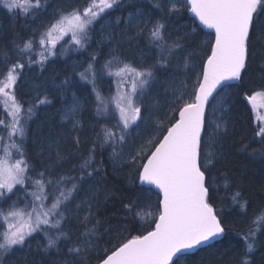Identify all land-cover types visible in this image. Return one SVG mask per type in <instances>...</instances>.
<instances>
[{
  "label": "snow or ice",
  "instance_id": "snow-or-ice-1",
  "mask_svg": "<svg viewBox=\"0 0 264 264\" xmlns=\"http://www.w3.org/2000/svg\"><path fill=\"white\" fill-rule=\"evenodd\" d=\"M150 2L161 13V18L148 29V43L157 50L159 58L148 64L143 52L133 60L126 59L121 52L125 44L131 48L134 42H138L143 24L137 21L152 13V8L142 5L138 6L139 15L129 14L127 26L120 30L118 36L114 32L108 33V38L116 47L110 50L111 59L101 65L99 73L94 66L95 54H92L85 71L79 73L80 79L91 83L92 90L96 92L97 114L115 119L120 131L117 133L104 128L102 135H97V141L87 153L80 154L79 163L68 173H57L53 177L51 166H47L45 171H37L25 157V124L31 118L33 108L25 109L17 100L15 89L21 79L20 70L25 68V63H38L43 68L51 57L57 55V45L61 41H64L60 45L62 48H87L96 26L99 25L101 31L106 29L103 22L105 14L120 0H89L83 8L58 11L46 25L33 29L29 38L20 43L12 42L17 50L16 59L6 53L5 59L0 61V105L10 116L8 124L0 120V126L7 133L6 137L0 135V154L7 157L0 159V219L4 221V225L0 226L3 227L0 231V264H4V257L30 247L29 238L37 233L46 237L45 251L55 249L59 252L62 242L70 244L67 252L80 258V264H85L83 258L96 247L97 225L100 222L92 223L89 217L93 215V208L98 210L101 205L96 186L102 187L105 178L103 170L95 162L97 147L110 145L113 157L119 159L116 147L125 144L127 131L133 125L143 122V97L152 82L157 80L156 72L167 69L171 63L169 57L188 68L189 57L193 54L181 41L196 35L195 29L191 34L184 33L176 39H172V32L168 31L167 21L184 7L180 0L175 3H169V0ZM0 6L9 14L33 20L43 19L42 14H46L48 7L47 0H0ZM186 7L198 19L199 25L213 30L210 35L214 42L209 45L210 54L200 66L192 101H184L183 94L177 89L172 103L182 106L177 109L176 119L153 145L154 150L143 155L144 149L141 148L132 158L133 162L142 157L146 160L139 165L138 180L141 186H150L142 187L143 192L154 194L157 198L156 218L146 232L118 244L106 258H102L101 264H181L182 260L188 259L189 253L203 245H210L226 235L228 230L227 222L220 214L222 209L218 211L212 203L217 190L213 169L215 161L220 160L222 155L212 149L220 144L219 134L226 132V128L223 120L220 123L206 122V113L214 116L217 110L224 111L223 103L216 104L217 98L226 96L231 88L238 86L231 82L242 81L248 75L255 59L256 42H261V47H264V0H187ZM116 23H120L119 18ZM65 37L68 39L65 40ZM34 56L39 59H34ZM21 58L25 62L22 63ZM113 68L116 70L112 71ZM261 71L264 72V64ZM102 75L117 78L115 96L109 94L103 97L96 90L97 80ZM68 83L64 80L57 87ZM247 99L254 101L256 96ZM39 103L48 104L51 101L45 96ZM78 107L79 102L74 101L62 116V121L69 124L73 131L79 125L75 119ZM209 127L212 132L208 131ZM258 135L264 137V127L259 128ZM62 138L63 134L57 133L46 142L55 153L54 163L57 165L68 158L59 150ZM73 141L79 152L80 137L73 135ZM30 170L32 175H29ZM32 176L39 179L33 180ZM17 185L20 187L17 188ZM81 193L88 196L87 200L81 201L85 205L83 210L88 213L82 219L81 205L76 202ZM232 199L246 209L247 202L240 204L243 199L240 192H236ZM140 206L130 202L125 207L135 217ZM69 213L72 219L85 224L84 231L75 238L66 231ZM89 224L92 226L88 227ZM253 224L257 227H250L247 234L241 237L244 250L238 264H255L256 236L264 225L255 219Z\"/></svg>",
  "mask_w": 264,
  "mask_h": 264
},
{
  "label": "trees",
  "instance_id": "trees-1",
  "mask_svg": "<svg viewBox=\"0 0 264 264\" xmlns=\"http://www.w3.org/2000/svg\"><path fill=\"white\" fill-rule=\"evenodd\" d=\"M88 3L89 0H47L48 7L46 14H42L43 19L54 11L83 8ZM180 4L184 7L175 17L167 21L168 31L172 32V39H176L184 33L191 34L195 29L196 35L181 41L193 54L189 57L188 68H185L183 63H177L173 57H169L171 63L166 70L160 69L156 72L157 80L152 82L143 97L141 109L143 122L138 121V126L132 130V133H130L131 128L127 131L124 144L137 142L145 135L152 143H147L143 155L154 149L153 145L162 138L166 128L176 119L177 109L182 104L172 103L173 93L179 89L184 101H192L200 66L205 62L206 55L210 54L208 48L213 43L210 34L202 31L196 23H189L194 20L188 15L185 0H180ZM142 5L152 8V13L140 21L143 24V33L138 37V42H134L131 48L125 44L121 52L128 60L138 58L143 52L145 62L154 63L159 56L157 50L148 43V29L155 20L161 18V13L153 8L150 0H120L117 6L109 9L105 14L106 19L103 22L106 23V29L101 31L97 25L92 33L90 45L85 49H76L74 55L77 57L76 64H70L69 55L63 54V52L66 54V51H57V55L51 57L43 68L38 63L30 65L25 63V68L20 70L21 79L17 81L15 89L17 100L25 109L33 108L32 116L25 124L27 135L23 145L24 153L28 162L37 171H45L47 166H51L53 177L57 173H68L79 163L80 154L87 153L97 141V135H102L104 128L117 133L120 131L116 127L115 119L97 114L96 92L92 90L91 83L80 79L79 73L85 71L88 63L91 62L92 54L96 56L94 66L99 73L101 65L111 59L110 50L116 47L108 38V33L114 32L118 36L120 30L127 26L129 14L138 11V6ZM141 10L146 11V9ZM117 18L120 19L119 24L116 23ZM38 20L42 19H26L9 14L0 6V61L5 59L6 53L13 60L16 59L17 50L12 42L15 40L20 43L29 38L32 30L39 26ZM40 30L42 31L41 27ZM171 42L170 40L169 43ZM254 52L255 59L248 75L235 84L238 85L237 87L231 88L229 93L222 97L224 111L220 118L224 122L226 132L220 134L221 142L216 147L222 155L220 160L215 161L213 169L217 190L212 203L218 211L222 209L220 214L227 222V233L220 241L188 255V259L182 260L181 264H238L240 254L244 250L241 237L247 234L250 227H257L253 224L254 219L264 225V137L258 135L260 127L254 115L256 102L247 99L256 93L264 94V72L261 71V65L264 64V47H261V42H256ZM33 58L39 59L38 56ZM21 62L25 60L21 58ZM55 70L63 71L72 77L75 90L82 99V108L78 114L80 126L75 131L69 124L60 120V97L56 92L53 93L51 78H48L52 77ZM29 76H33L36 85H30V81L27 80ZM116 82V77L102 75V78L97 80L96 90L103 97H108L109 94L113 96ZM45 96L51 103L40 104L39 100ZM0 120H4L5 124L10 123V116L6 114L2 105H0ZM137 131L139 133H136ZM57 133L63 134L59 150L68 157L58 165L54 163L55 153L46 143ZM0 135L5 137L7 135L3 126H0ZM73 135L80 137L79 152L74 145ZM124 145H118L116 152ZM132 158L119 163L113 157V148L110 145L105 144L96 149L95 162L103 170L102 174L105 178L102 187L96 186L99 189L101 205L98 210L96 207L93 208V215L89 219L92 223L97 220L100 223L97 225L96 247L83 258L85 264L99 263L121 242L146 232L156 218L158 204L156 196L143 192V186L138 183L139 165L145 160L142 157L133 162ZM29 175H32L31 170ZM32 179L36 180V177L32 176ZM236 192H240L243 196L240 204L247 202L246 209L233 201ZM87 199V194L81 193L76 201L81 205V219L88 216L83 210L85 205L81 203ZM130 202L141 205L136 209L138 214L135 217L125 207ZM67 215H69V223L66 231L75 238L84 231L85 224L80 220L72 219L70 213ZM3 225L4 221L0 219V226ZM91 226L92 224L88 225ZM2 230L3 227H0V231ZM29 240L30 247L16 251L10 257H4V264H64L65 261L69 264H80V258L68 254L67 247H70V244L65 245L62 242L59 252L55 249L45 251L47 241L43 233H37ZM256 241L257 249L253 259L255 264H264V227L257 232Z\"/></svg>",
  "mask_w": 264,
  "mask_h": 264
},
{
  "label": "rangeland",
  "instance_id": "rangeland-1",
  "mask_svg": "<svg viewBox=\"0 0 264 264\" xmlns=\"http://www.w3.org/2000/svg\"><path fill=\"white\" fill-rule=\"evenodd\" d=\"M176 0H170L169 3H175ZM59 11V10H58ZM57 11V12H58ZM56 11H54V13L52 14H48L47 17H45L44 19H42L41 21H39V26L41 25H46L49 21V19L55 15L57 13ZM132 14L134 15H139V12H133ZM129 17V16H128ZM127 17V19H128ZM141 21V20H140ZM140 21H137V23H140ZM106 25V23H105ZM42 31H43V27H41ZM100 29V28H99ZM65 40L68 39V37L64 38ZM64 41H61L60 44L57 45V51L61 52V51H66V54L63 52L64 55H69V58L71 60V65L76 64V56H74L76 54V47L75 46H65L64 48H62L60 45L63 44ZM57 77V78H56ZM51 78L50 82L52 83L51 87L53 88V93L56 92L57 95H59V102L61 103V108H60V120L62 121V116L63 113L67 110V108L72 107L74 104V101H78L79 102V107L77 110V114L75 116V119L78 120V114H79V110H81L82 108V99L81 97L77 94L76 90H75V84H73V80L72 77L70 75H66L65 72L60 71V70H55L54 74H52V77H48ZM53 78V79H52ZM27 80H29L30 85L32 84H37V82L34 80L33 76H29L27 78ZM64 80H68L69 83L63 87H57L58 85H62V82ZM112 90V89H110ZM113 96L116 95L117 93V82L115 83V89L113 90ZM258 93L255 94L256 99L254 100L255 103V110H254V115L255 118L257 119L258 122V126L259 127H264V94H260L257 95ZM223 103V99L222 97H218L216 104L219 105ZM112 107L114 108V105H112ZM223 107H224V103H223ZM221 111L217 110L215 115H211V113H207L206 116V122L207 121H215L216 123H220L221 122ZM79 121V120H78ZM65 123V122H63ZM67 124V123H66ZM80 126V123L77 127ZM137 127V125H135V127L133 126L130 130V133H132V130L135 129ZM157 128V127H156ZM209 132H212L213 129L211 127L208 128ZM223 131L220 132V134H222ZM136 133H139V131H137ZM219 134V135H220ZM137 143V144H136ZM148 143V140L146 138L145 135L142 136V139H140L137 142L131 141L128 144L124 145L123 147H121L117 153L120 154V158L117 159V161L120 162H124L126 160H128L129 158H132L135 153L137 151H139L141 148L146 149V145ZM217 145L212 149V151H217ZM136 149V150H135ZM0 159H7L6 156L0 154ZM36 179H39L38 176H35ZM20 186L17 185V188H19ZM15 191V189H14ZM21 195H23V193H21ZM13 199H15V197H13ZM31 238V237H30ZM29 238V239H30ZM244 244V242H243Z\"/></svg>",
  "mask_w": 264,
  "mask_h": 264
},
{
  "label": "water",
  "instance_id": "water-1",
  "mask_svg": "<svg viewBox=\"0 0 264 264\" xmlns=\"http://www.w3.org/2000/svg\"><path fill=\"white\" fill-rule=\"evenodd\" d=\"M186 4H187V0H186ZM188 15H189L191 18H193V20L195 21L196 25H197L202 31L207 32V33H210V34L213 32V30H210V29L204 28L203 25H199V21H198V19H196V18L194 17V15L191 13L190 10H188ZM213 42H214V41H213ZM236 82H237V81H233V82H231V83H232V84H235ZM165 134H166V133H165ZM165 134H164V135H165ZM153 150H154V149H153ZM144 162H146V160H145ZM139 185H141L140 182H139ZM143 187L147 188V187H150V186H143ZM154 191H155V190H154ZM221 238H222V237H220L218 240H214L210 245L216 243L217 241H220ZM207 246H209V245L206 244V245H203V246H201V247H198L196 250L192 251V252L189 253L188 255L194 254L197 250H199V249H203V248H206ZM108 255H109V254H108ZM105 258H106V257H105ZM97 264H101V261H100L99 263H97Z\"/></svg>",
  "mask_w": 264,
  "mask_h": 264
}]
</instances>
